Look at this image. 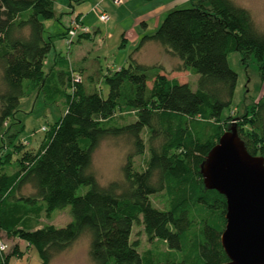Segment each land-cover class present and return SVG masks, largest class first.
I'll return each mask as SVG.
<instances>
[{"label": "trees", "instance_id": "trees-1", "mask_svg": "<svg viewBox=\"0 0 264 264\" xmlns=\"http://www.w3.org/2000/svg\"><path fill=\"white\" fill-rule=\"evenodd\" d=\"M206 1L209 8L170 12L135 51L146 42L161 45L179 59L176 72L198 75L196 88L161 74L162 68L148 74L146 66L131 58L135 64L103 77L104 98L87 86V79L93 85L98 81L96 73L85 69L84 80V72L75 73L62 57L45 71L53 43L44 37V21L55 18L53 0H0V131L22 99L51 92L55 77L66 104L61 119L45 129L37 154L16 160L19 170L2 172L0 160V234L28 243L39 254V264H51L82 235L90 237L94 264L230 261L222 245L226 198L206 187L202 170L232 127L246 151L264 159V94L236 124L231 115L223 118L238 81L228 56L239 52L245 62L255 58L264 80V33L231 0ZM127 117L132 121L126 122ZM118 137L126 138L133 150L125 156L122 180L102 186L90 170L93 154L104 139ZM13 148L5 164L20 150ZM148 153L137 170L134 158ZM29 185L32 191L24 196ZM82 187L87 191L79 194ZM152 197L162 208L153 205ZM68 206L72 218L66 226L27 230L30 216L39 222L41 215L48 218ZM135 225L143 226L150 249L140 252V241H132ZM13 255L0 252V264H8Z\"/></svg>", "mask_w": 264, "mask_h": 264}, {"label": "rangeland", "instance_id": "rangeland-1", "mask_svg": "<svg viewBox=\"0 0 264 264\" xmlns=\"http://www.w3.org/2000/svg\"><path fill=\"white\" fill-rule=\"evenodd\" d=\"M231 1L247 10L258 31L264 33V0ZM97 2L100 4L98 5ZM199 5L209 8L206 0H124L120 6L115 5L111 0H53L55 18L44 21V37L53 43V48L45 60V71L49 72L53 59L58 54L62 59L70 62L75 73H83L82 67H86L90 73H96L98 81L93 85L86 78L87 86L90 89L94 88L106 98L108 89L103 83V77L113 74L120 68H128L130 64H135L132 58L138 64L146 66L148 74L162 68L161 74H166L168 78L175 77L179 82L190 83L192 88H196L198 75L187 71L176 72L175 69L180 64L179 59L168 53L161 45L146 42L138 52L135 51L143 37L153 35L170 12ZM94 9L104 12L110 20L106 23L101 22ZM74 17L84 26L89 27L91 34L84 38L81 36L88 34L79 36L69 47L61 35L65 32V28L68 29ZM96 30L97 33H94ZM84 54L86 62H81V55ZM228 62L230 68L238 74V81L232 105L223 112V118L233 116L231 124L234 125L238 122V117L263 96L264 80L260 77L255 58L245 62L239 52H232L228 56ZM83 77L85 80L84 75ZM50 83L52 90L47 94L48 96L40 91L22 99L13 119L0 131L2 172L9 175L15 173L19 170L16 162L18 158L25 153L32 156L37 154L46 136V131H42V128L49 130L63 116L66 104L65 98L60 96L62 90L60 80L55 77ZM132 119L127 117L126 122H131ZM14 139L15 141H12ZM16 145L20 150L12 153L11 164H5L7 156L13 152V147ZM132 150V144L124 137L107 138L100 143L93 154L90 170L102 186L122 180L121 167L125 162L126 154ZM146 155L134 158L137 170L145 165L144 159L149 158V153ZM31 191L29 185L24 187L21 194L28 196ZM86 191L87 188L82 187L79 194ZM152 201L154 206L162 208L157 198L152 197ZM71 218V207L68 206L55 210L48 218L44 214L39 220L43 226L54 224L57 227H64ZM34 220L36 217L30 216L25 222L31 224ZM5 239L9 244L7 256L14 254L8 264L41 262L37 251L29 248V245L21 248L24 244L20 245L17 238L7 236ZM137 240L140 241V252L152 247L147 241L142 225L134 226L132 241ZM89 246V235H82L69 248L59 253L51 264H94L89 256ZM162 249L165 250V246Z\"/></svg>", "mask_w": 264, "mask_h": 264}, {"label": "water", "instance_id": "water-1", "mask_svg": "<svg viewBox=\"0 0 264 264\" xmlns=\"http://www.w3.org/2000/svg\"><path fill=\"white\" fill-rule=\"evenodd\" d=\"M202 172L206 187L226 198L225 264H264V159L251 156L232 127L208 154Z\"/></svg>", "mask_w": 264, "mask_h": 264}, {"label": "built area", "instance_id": "built-area-1", "mask_svg": "<svg viewBox=\"0 0 264 264\" xmlns=\"http://www.w3.org/2000/svg\"><path fill=\"white\" fill-rule=\"evenodd\" d=\"M115 5L120 6L124 3V0H111ZM98 15H99V20L103 23H106L110 20V17L106 15L104 12H98L97 9H94ZM86 35V34H91V30L89 27H86L82 24V22L74 17L71 19L70 25L66 31V36H65V43L70 47L73 42L76 40L81 35ZM76 82H80L81 78L78 76L76 77ZM42 131H45V128H42ZM8 248L9 244L6 243L5 237L0 234V252L1 253H8Z\"/></svg>", "mask_w": 264, "mask_h": 264}, {"label": "crops", "instance_id": "crops-1", "mask_svg": "<svg viewBox=\"0 0 264 264\" xmlns=\"http://www.w3.org/2000/svg\"><path fill=\"white\" fill-rule=\"evenodd\" d=\"M99 2H101V1H99ZM99 2H97V4L99 5L100 3ZM98 8V7H97ZM73 9V11H76L74 8H72ZM66 28H65V32L61 35L62 36V38H64L65 37V35H66ZM94 33H97V30L94 32ZM81 39V38H80ZM79 39V40H80ZM78 41V40H77ZM61 58V56H59L58 54L56 55V57L53 59V64H56V62L57 61H59V59ZM80 61L81 62H86L85 61V54L84 55H81V58H80ZM52 64V65H53ZM82 69H86V67H82ZM84 72V76L86 77V75H87V71L85 72V71H83ZM171 78H175V77H171ZM42 216V215H41ZM40 221L41 220H39V222H32L30 225H27V230H29V231H34V230H37V229H40V228H42V224L40 223ZM54 225V224H53ZM19 242H20V245L22 244H24L23 246H21V248L22 247H25V246H27L28 245V243H26V242H24V241H20L19 240ZM22 242V243H21ZM29 248H31V247H29ZM32 249V248H31Z\"/></svg>", "mask_w": 264, "mask_h": 264}]
</instances>
